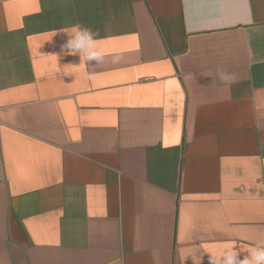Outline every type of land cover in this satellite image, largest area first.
I'll return each instance as SVG.
<instances>
[{
	"label": "crops",
	"instance_id": "0c3cea01",
	"mask_svg": "<svg viewBox=\"0 0 264 264\" xmlns=\"http://www.w3.org/2000/svg\"><path fill=\"white\" fill-rule=\"evenodd\" d=\"M77 24L105 48L92 81L61 53ZM258 239L264 0H0V264H209Z\"/></svg>",
	"mask_w": 264,
	"mask_h": 264
},
{
	"label": "clouds",
	"instance_id": "9594fccd",
	"mask_svg": "<svg viewBox=\"0 0 264 264\" xmlns=\"http://www.w3.org/2000/svg\"><path fill=\"white\" fill-rule=\"evenodd\" d=\"M67 36L66 43L61 46V53L65 56H79V70L85 79L94 80L96 73L91 69L103 64L106 59L105 48L98 42V31H93L87 26L77 24L72 27L71 33H67ZM119 59V56H113L112 62L117 63ZM64 76H69V74L65 73ZM218 76L225 83L234 82L235 79L233 74L224 71H219ZM242 252L244 251L235 245L223 244L214 250L207 251L209 264H264V239L256 240L243 259L240 258ZM152 255L154 264H160L158 250L154 249Z\"/></svg>",
	"mask_w": 264,
	"mask_h": 264
}]
</instances>
